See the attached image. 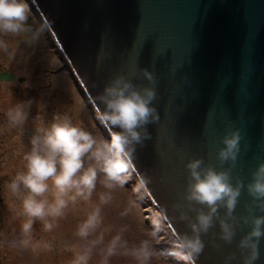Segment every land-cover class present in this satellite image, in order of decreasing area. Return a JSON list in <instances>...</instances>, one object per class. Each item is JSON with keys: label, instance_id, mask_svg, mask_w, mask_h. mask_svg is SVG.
<instances>
[{"label": "water", "instance_id": "1", "mask_svg": "<svg viewBox=\"0 0 264 264\" xmlns=\"http://www.w3.org/2000/svg\"><path fill=\"white\" fill-rule=\"evenodd\" d=\"M34 1L48 21L45 33L66 58L72 82L82 83L81 94L97 118L103 107L97 93L115 75L155 89L151 106L159 119L146 125L150 139L136 146L133 174L151 179L147 193L153 210L166 208L174 215L171 205L184 191L189 159L230 167L215 155L228 130L239 129L241 135L232 182L250 180L264 161V0ZM139 68L152 73V83ZM102 128L109 136L112 129L103 122ZM250 200L242 189L233 215H247ZM168 225L171 231H188L183 222L170 219ZM248 230L241 223L228 244L214 235L219 232L214 224L201 236L205 247L196 264H225L230 254L235 259L229 264H242L237 242ZM255 264H264V237Z\"/></svg>", "mask_w": 264, "mask_h": 264}, {"label": "clouds", "instance_id": "2", "mask_svg": "<svg viewBox=\"0 0 264 264\" xmlns=\"http://www.w3.org/2000/svg\"><path fill=\"white\" fill-rule=\"evenodd\" d=\"M31 9L26 0H0V52L14 60L6 37L23 38L26 47H34L48 26L45 20L39 26L29 23ZM143 78L152 83L148 70L139 68ZM135 71L131 75H135ZM157 93L153 87L138 86L123 74L110 79L97 93L103 106L98 118L112 131L109 138L95 135L82 124L75 123L68 113H53L51 119L43 115L32 116L33 131L24 142V129L30 119L33 101H9L3 110L5 128L19 132V147L15 155L19 166L3 183L10 223L17 227L11 235L0 231V249L16 251L54 250L53 240L36 237V226L44 234L53 233L77 209L82 217L76 220L72 239L65 241L64 250L71 254L69 264H153V261L171 258L182 264H196L204 250L201 239L209 229L218 225L215 233L219 240L232 243L236 228L242 223L249 230L237 242L242 264H255L259 258V242L264 237V161L257 163L245 184L232 182L231 166L240 152V130H228L221 138L223 145L216 151L221 165L217 169L202 158H191L185 163L187 170L184 191L180 200L169 209L159 208L150 217L151 229L144 230V238L130 243L125 233L128 224H106L104 209L114 205L116 193L123 189L136 172L134 165L137 145L150 139L146 125L159 119L152 102ZM151 179L146 174L137 177L133 191L143 196ZM251 198L245 205L247 215H233L241 190ZM119 207V205H116ZM135 202H130L118 213L119 219L134 215ZM220 209H223L221 215ZM191 213V215H190ZM183 222L188 231L168 233V247L157 246L159 235L166 230L168 221ZM214 247L218 245L213 244ZM225 264L235 254L225 258Z\"/></svg>", "mask_w": 264, "mask_h": 264}, {"label": "rangeland", "instance_id": "3", "mask_svg": "<svg viewBox=\"0 0 264 264\" xmlns=\"http://www.w3.org/2000/svg\"><path fill=\"white\" fill-rule=\"evenodd\" d=\"M33 15L35 16L31 13L29 23L39 26V19ZM5 39L10 45V51L15 50L16 56L14 60L9 61L7 54L0 52V74H11V77L0 76V231L11 235L17 225L9 222L10 216L6 201L3 199V183L15 172L20 161L15 155L19 147V142L16 139L19 132L8 131L4 126L3 110L8 104L9 92L12 94L13 103L16 100L31 99L33 101L30 119L24 129L23 140L25 143L33 131L31 117L43 115L47 120L51 119L53 113H68L75 123L82 124L95 135L104 136L95 112L82 96L78 83L72 82L45 31L42 32L40 41L34 47H26L23 42L19 43L23 38L6 37ZM135 183H132L130 179L124 188L116 193L115 204L104 209L106 224L129 225V231L125 233V236L130 243L138 242L139 239L144 238V230L152 227H148L143 208L136 202L135 196H138V193L133 191ZM130 202H135L134 215L126 219H119L117 213ZM79 217H82V209L74 211L67 221L61 222L60 228L50 234L42 233L39 225L36 226L38 239L54 241L53 251L0 249V264H69L72 257L69 252L64 250L63 244L73 238L72 233ZM157 247L163 250V243L160 242ZM113 264H126V262L114 261ZM153 264L176 263L169 258L153 261Z\"/></svg>", "mask_w": 264, "mask_h": 264}, {"label": "bare ground", "instance_id": "4", "mask_svg": "<svg viewBox=\"0 0 264 264\" xmlns=\"http://www.w3.org/2000/svg\"><path fill=\"white\" fill-rule=\"evenodd\" d=\"M78 84H79L78 86H80V89H81L82 88V83H78ZM92 109L95 112V116L97 118V111L93 107H92ZM97 119L99 121V127H100V129H101V131L103 133V136L105 137V139H108L109 136L107 135V133L105 132V130L102 128V121L99 118H97ZM130 179H131V182L132 183H135L136 177L134 178V176L132 175V177ZM146 196H147V194H144L143 196H141L140 194H138V196L136 195L135 197L137 199L136 202H138L142 206V208H143V213L145 215V220L147 221V225L150 228L152 226L151 225V222H150V217H151L152 212L154 210L152 208V205L150 203V200L147 198L148 196L147 197ZM168 233L169 232L166 229L161 234H159V235H161L159 240H160L161 243H163V246H164L163 249L166 248V247H168ZM174 262L176 264H182V262H176V261H174Z\"/></svg>", "mask_w": 264, "mask_h": 264}]
</instances>
